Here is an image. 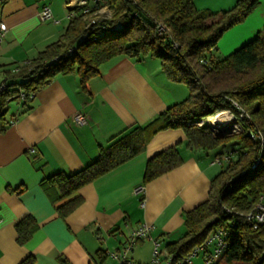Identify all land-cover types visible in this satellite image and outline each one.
I'll use <instances>...</instances> for the list:
<instances>
[{
	"label": "crops",
	"instance_id": "obj_1",
	"mask_svg": "<svg viewBox=\"0 0 264 264\" xmlns=\"http://www.w3.org/2000/svg\"><path fill=\"white\" fill-rule=\"evenodd\" d=\"M235 1L194 4L200 11H218ZM64 3L0 0V19L7 25L0 43V82L16 64L60 38L70 21ZM44 4L51 10L47 20L39 16ZM106 9L99 11L108 15ZM262 35L264 0H258L243 22L221 35L214 56H227ZM18 88L7 86L0 119V264H20L27 258L29 264H116L106 252L120 248L142 223L151 225L150 237L159 239L166 251L165 243L184 231L183 214L207 200L212 180L226 165L215 162V152L188 149L181 129L160 131L139 154L81 186L70 196L77 197L78 204L61 216L57 207L66 198L53 203L41 186L45 178L90 164L112 138L144 126L184 100L189 90L168 79L157 58L124 55L101 64L84 87L77 73L58 74L25 105L15 93ZM77 113L86 118L81 126L74 122ZM174 145H179L181 165L143 183L147 161ZM139 186L143 190L137 192ZM25 216L38 227L19 244L15 225ZM152 247L151 239L141 240L130 257L147 263Z\"/></svg>",
	"mask_w": 264,
	"mask_h": 264
},
{
	"label": "trees",
	"instance_id": "obj_2",
	"mask_svg": "<svg viewBox=\"0 0 264 264\" xmlns=\"http://www.w3.org/2000/svg\"><path fill=\"white\" fill-rule=\"evenodd\" d=\"M257 4L258 0H236L225 10L200 11L194 0H101L96 11L106 7L110 11L107 19L89 24L90 14H81L68 22L57 41L16 64L0 82V119L5 113L7 86H19L15 93H23L25 105L56 75L77 73L84 87L99 73L101 64L122 55L157 58L167 78L184 83L189 90L184 100L144 126L112 138L90 164L45 178L41 186L53 203L66 198L57 207L59 215H67L78 204V198L70 196L81 186L139 154L156 133L181 129L188 149L216 155L230 152L232 156L212 180L207 200L183 214L184 231L165 243L166 251L183 257L212 231L223 228L228 231L227 246L214 264H264V226L253 229L245 218L264 194V142L251 135H264V35L227 56H214L221 35L243 22ZM71 48L75 51L69 53ZM223 110L234 114L243 110L248 115L243 119V132L215 136L208 125L195 124ZM178 147H168L147 161L143 183L181 165ZM37 227L31 216L18 221L17 243L24 244ZM29 263L27 258L20 264Z\"/></svg>",
	"mask_w": 264,
	"mask_h": 264
},
{
	"label": "built area",
	"instance_id": "obj_3",
	"mask_svg": "<svg viewBox=\"0 0 264 264\" xmlns=\"http://www.w3.org/2000/svg\"><path fill=\"white\" fill-rule=\"evenodd\" d=\"M100 1L101 0H65L64 7L66 10L67 19L72 20L81 14H93L89 24L97 22L98 20L96 18V13L98 11H96V6ZM39 16L41 20H47L51 18V10L47 4H44L42 6ZM6 32L7 25L0 19V43L2 42ZM69 51V53H72L73 51H75V48H71ZM201 62L208 64V61L206 59H202ZM1 88L5 89V86L2 85ZM17 95L19 99L22 100L23 93L19 92ZM234 104L237 106L236 103ZM217 116L226 118L228 125L216 127L206 124L210 120V118H214ZM245 116L248 117V115L243 110H241L239 114H234L230 110H223L215 113L214 115L202 118L201 120L195 122V124L199 126L208 125L215 136L224 129H229L230 134L240 133L244 131L243 119ZM85 121L86 118L83 114H75L74 122L77 126L83 125ZM251 135L254 140H260L261 142H264V135H262L261 133H252ZM231 156L232 154L230 152L217 154L215 155L214 160L217 163H227L228 161H230ZM257 163L258 160L251 166V168L254 169ZM142 190L143 188L141 186L136 189L137 192ZM245 218L253 229L264 226V194L259 196L256 205L250 212L246 213ZM151 228V225H149L148 223H142L138 225L129 232L125 242L120 246V248L112 251H107L106 255L114 260L116 264H139L130 257V253L133 251L134 246L139 241L144 239H151L153 246L151 257L149 261L144 264H194L193 258L199 253L203 255L202 264H214L227 246L226 238L228 236V231L223 228H217L216 230L212 231L201 244L195 245L186 255L180 258H176L172 254L163 250L162 243L159 239L150 237ZM262 256H264V251H262Z\"/></svg>",
	"mask_w": 264,
	"mask_h": 264
},
{
	"label": "rangeland",
	"instance_id": "obj_4",
	"mask_svg": "<svg viewBox=\"0 0 264 264\" xmlns=\"http://www.w3.org/2000/svg\"><path fill=\"white\" fill-rule=\"evenodd\" d=\"M106 11H107V14L109 12L108 15H104V14L101 13V11H98L96 13L97 14V16H96L97 20L107 19L110 16V11L108 9H106ZM92 16H93V14L89 15V20L92 18ZM234 145L235 144H232L230 146V148L233 149ZM202 260H203V255L201 253H199L197 256H194V258H193L194 264H202Z\"/></svg>",
	"mask_w": 264,
	"mask_h": 264
},
{
	"label": "bare ground",
	"instance_id": "obj_5",
	"mask_svg": "<svg viewBox=\"0 0 264 264\" xmlns=\"http://www.w3.org/2000/svg\"><path fill=\"white\" fill-rule=\"evenodd\" d=\"M206 124H208L210 126H216V127H222V126L228 125L226 118H224L222 116L210 118V120Z\"/></svg>",
	"mask_w": 264,
	"mask_h": 264
},
{
	"label": "water",
	"instance_id": "obj_6",
	"mask_svg": "<svg viewBox=\"0 0 264 264\" xmlns=\"http://www.w3.org/2000/svg\"><path fill=\"white\" fill-rule=\"evenodd\" d=\"M227 134H230V130L229 129H224L223 131H221L216 136L227 135Z\"/></svg>",
	"mask_w": 264,
	"mask_h": 264
}]
</instances>
